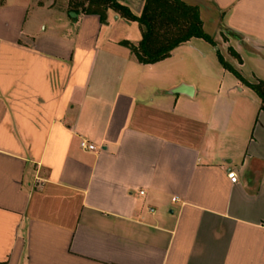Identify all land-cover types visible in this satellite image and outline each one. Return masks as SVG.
Wrapping results in <instances>:
<instances>
[{
	"label": "crops",
	"instance_id": "obj_1",
	"mask_svg": "<svg viewBox=\"0 0 264 264\" xmlns=\"http://www.w3.org/2000/svg\"><path fill=\"white\" fill-rule=\"evenodd\" d=\"M184 1L264 80V0ZM60 5L0 0V264H264L258 94L217 43L218 62L193 38L143 64L136 21Z\"/></svg>",
	"mask_w": 264,
	"mask_h": 264
},
{
	"label": "trees",
	"instance_id": "obj_2",
	"mask_svg": "<svg viewBox=\"0 0 264 264\" xmlns=\"http://www.w3.org/2000/svg\"><path fill=\"white\" fill-rule=\"evenodd\" d=\"M68 12L78 15H98L105 23L110 10L121 17L139 23L142 39L137 44L124 41L138 61L153 64L171 56L172 51L193 38H202L216 46L202 20L198 6L184 0H144L141 13L137 15L127 4L120 0H67ZM242 61L241 56L230 49ZM218 58L223 67L253 89L261 99L260 111L264 112V80L248 81L242 73L225 60L218 50Z\"/></svg>",
	"mask_w": 264,
	"mask_h": 264
},
{
	"label": "rangeland",
	"instance_id": "obj_3",
	"mask_svg": "<svg viewBox=\"0 0 264 264\" xmlns=\"http://www.w3.org/2000/svg\"><path fill=\"white\" fill-rule=\"evenodd\" d=\"M63 1V0H62ZM65 2H66V5H67V11H68V3H67V0H64ZM55 2H56V6L57 7H59V6H61L60 4H61V0H55ZM66 7V6H65ZM71 15V14H70ZM204 17H205V26H204V28H205V30H206V32L210 35V36H212L213 37V39L215 38V34H220V36H219V39H218V41L216 42L217 43V45L219 46V48H220V50H221V53H227V54H230V52L228 51V48H227V46H228V44H227V42L225 41V38H227V35H229V32H227V31H225L221 26H217L218 24L216 23V22H214V16L212 17V18H210L209 16H208V14H207V12H205L204 14ZM43 19H45V18H28V22H27V25L29 24V23H34V24H38L39 22H41ZM47 19V18H46ZM51 22H57L60 18H48ZM40 24H38V26H39ZM45 25V24H44ZM130 26H132L131 28H132V31L134 32V33H139V32H141V30H140V26H139V23L138 22H133V23H131V25ZM40 28H42L43 29V26H40ZM200 40V41H199ZM216 41V40H215ZM196 42H201L203 45H204V47H205V49H208V50H210L211 52H212V50H214L213 48V45L210 43V42H208V41H206L205 39H198V41H196ZM212 60H213V62H218V59H217V56H216V53H214V52H212Z\"/></svg>",
	"mask_w": 264,
	"mask_h": 264
},
{
	"label": "built area",
	"instance_id": "obj_4",
	"mask_svg": "<svg viewBox=\"0 0 264 264\" xmlns=\"http://www.w3.org/2000/svg\"><path fill=\"white\" fill-rule=\"evenodd\" d=\"M81 147L83 150H86V151H95L97 149L94 144L90 143L86 139H83L81 141ZM228 177L232 183H238L239 182V176H238L236 171H230L228 174Z\"/></svg>",
	"mask_w": 264,
	"mask_h": 264
},
{
	"label": "water",
	"instance_id": "obj_5",
	"mask_svg": "<svg viewBox=\"0 0 264 264\" xmlns=\"http://www.w3.org/2000/svg\"><path fill=\"white\" fill-rule=\"evenodd\" d=\"M71 16L76 18V13H71ZM193 92V88L191 86L182 85L176 89H174L171 93L172 94H186L188 96H191Z\"/></svg>",
	"mask_w": 264,
	"mask_h": 264
}]
</instances>
